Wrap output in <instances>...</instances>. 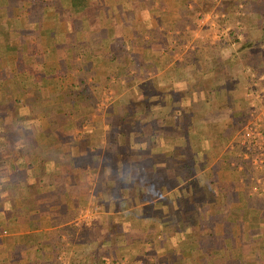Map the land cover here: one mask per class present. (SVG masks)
<instances>
[{"label": "crops", "instance_id": "obj_1", "mask_svg": "<svg viewBox=\"0 0 264 264\" xmlns=\"http://www.w3.org/2000/svg\"><path fill=\"white\" fill-rule=\"evenodd\" d=\"M223 1L0 0V264H264V0Z\"/></svg>", "mask_w": 264, "mask_h": 264}, {"label": "rangeland", "instance_id": "obj_2", "mask_svg": "<svg viewBox=\"0 0 264 264\" xmlns=\"http://www.w3.org/2000/svg\"><path fill=\"white\" fill-rule=\"evenodd\" d=\"M245 0H236L237 4L235 5L236 8L234 9V11L239 10L240 12H242L243 10H245V4H244ZM212 6L215 8L216 6H218L219 8H223L224 10L228 9L229 7L232 6H228L225 4V2L223 0H211ZM234 6V7H235ZM252 7L256 10V9H261L262 5L258 4V3H253ZM217 8V7H216ZM116 96H119V93L115 94ZM111 94L106 95L105 96V101L108 100V98H111ZM262 101H264V96L259 97ZM263 107H261V109L259 110V112L252 114V117L247 119L244 123V126L242 129V133H241V137L239 142L236 145V153L238 154V156L240 157H244L243 162L241 164V167L246 169L247 166L252 167L253 171L251 172V177H253L252 179L255 181V187H258V189L260 188V186L264 187V184L258 183V180L261 178L262 180L264 179V171H262V168L259 166H263L264 164H261L258 162V164L255 163L254 158L255 156L259 153L258 150V146H255L250 140H246L244 138V130L245 127L247 126V124L254 120V117H258L259 115H263V120L260 123V130L264 133V102H263ZM257 119V118H256ZM263 150H264V143H263ZM249 170V169H248ZM254 187V188H255ZM257 189V190H258ZM263 189V188H261ZM258 192V191H257Z\"/></svg>", "mask_w": 264, "mask_h": 264}, {"label": "built area", "instance_id": "obj_3", "mask_svg": "<svg viewBox=\"0 0 264 264\" xmlns=\"http://www.w3.org/2000/svg\"><path fill=\"white\" fill-rule=\"evenodd\" d=\"M257 118V119H256ZM254 120L250 121L244 130V138L246 140H250L255 146H258L259 153L255 156L254 161L256 164L258 162L264 164V150H263V143H264V133L260 130V123L263 120V115H259L258 117H254ZM264 171V165L259 166ZM258 183L264 184V179L261 178L258 180ZM258 187H255L257 190Z\"/></svg>", "mask_w": 264, "mask_h": 264}, {"label": "trees", "instance_id": "obj_4", "mask_svg": "<svg viewBox=\"0 0 264 264\" xmlns=\"http://www.w3.org/2000/svg\"><path fill=\"white\" fill-rule=\"evenodd\" d=\"M246 168L249 169V171H253L252 167H250V166H247Z\"/></svg>", "mask_w": 264, "mask_h": 264}]
</instances>
